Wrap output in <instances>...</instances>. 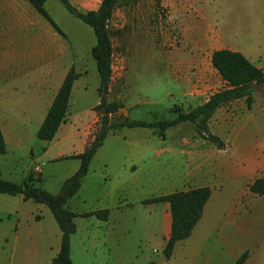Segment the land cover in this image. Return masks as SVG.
<instances>
[{"label":"crops","instance_id":"crops-1","mask_svg":"<svg viewBox=\"0 0 264 264\" xmlns=\"http://www.w3.org/2000/svg\"><path fill=\"white\" fill-rule=\"evenodd\" d=\"M70 1L81 10H94L101 0L92 7L88 4L93 0ZM170 3L175 15L181 19L183 3L179 0ZM230 4L232 13L240 16L237 23L230 27L221 23L219 29H210L217 32L201 34L182 20L181 43L168 46L170 59L174 60L171 73L176 72L181 93L195 102L202 97L203 103L212 92L227 84L212 64L214 50L239 51L264 70V0H230ZM248 5L254 8L253 12L247 10ZM244 7L248 13L244 12ZM153 24L143 0H120L113 8L108 22L112 56L117 47L121 57L112 61L107 96L109 101L119 102L122 107L110 115L111 122L140 120L129 117L128 112L134 104L124 101L126 90L135 84L141 67L137 62L132 64L128 55L140 51L137 48L142 38L140 31L145 27L154 31ZM156 33L151 32L149 36L146 31L145 36L156 39L159 36ZM164 43L166 45V40ZM94 45L71 43L66 34H60L27 0H0V129L6 144V152L2 155L20 154L29 161L25 169L13 175H8L6 167L0 165L4 179L21 183L34 166L40 165L41 180L43 174L58 179L53 190L43 188L56 193L62 181L56 175L57 169L50 166L71 161L67 177L78 169L80 160L69 156L84 151L98 124L94 107L99 103V75L91 54ZM164 50L167 51V47ZM71 68L76 78L64 121L51 140L40 139L37 130ZM255 88L262 92L264 84ZM227 105L246 107L244 98L236 99L219 107L209 119L210 131L226 141L224 149L200 137L195 129L181 130L186 122L170 127L162 134L155 128L142 126H124L108 133L93 155L79 189L66 203V208L76 213L73 219L75 231L70 236L72 264H134L136 238L145 240L148 253L158 257L154 263L150 261L153 264H195L196 256L207 240L213 234L220 237L218 232L222 233L215 220L209 218L213 206L212 189L201 218L191 234L175 244L169 259L163 254L171 226L169 203H144L143 200L177 190L209 186L201 172L204 165L208 166L206 163L213 158H220L219 151L229 149L230 138L241 133L236 131L240 120L236 119L234 110L227 111ZM177 155L184 162V183L165 191L166 174L163 173L152 184L151 169L161 165V160L165 162L168 156L171 159ZM152 187L154 196H151ZM105 209L108 210L106 220L93 214ZM12 217L14 220L8 225ZM136 223L138 233L134 230ZM213 223L212 229L205 228ZM8 232H11L14 244L6 247L4 240L9 236ZM60 243L61 231L45 204L26 199L22 193H0V264H51ZM152 245L156 247L152 248ZM254 246L259 256L256 259L263 260V241L258 239ZM245 251H248L246 258L240 263L238 258L236 264L251 260L253 248L251 251V247H245L242 254Z\"/></svg>","mask_w":264,"mask_h":264},{"label":"rangeland","instance_id":"rangeland-1","mask_svg":"<svg viewBox=\"0 0 264 264\" xmlns=\"http://www.w3.org/2000/svg\"><path fill=\"white\" fill-rule=\"evenodd\" d=\"M143 1L152 22H154L152 26L155 29L150 31L146 30V27L143 28L140 31L142 38L137 46L140 51L137 54L128 55L132 64L137 62V66L141 67L134 79L135 84L127 88L124 101L127 104H134V107L128 112L130 118L148 122L171 119L175 116L171 111L175 105H180L187 111L201 104L202 101V97L195 102L193 98L183 95L180 84L175 78L176 72L171 73L174 68V60L170 59V47L168 46L170 43L176 45L181 43L184 30L180 26V21L189 23L201 34H205L207 31L217 32L210 29H219L221 23L230 27L232 23L239 21L240 16L238 13H232L230 0H179L180 3H183L181 9L182 7L184 9L181 12V19L175 15L173 4L170 3L172 0ZM97 3L98 0H93L88 6H96ZM248 6L247 10L253 12L254 8ZM45 9L71 43L90 47L96 43L92 28L71 15L59 0H48ZM244 10L245 13H248L245 7ZM250 17L253 19L255 16ZM146 31L149 36L151 32H157L156 34L159 36L156 39L153 37L149 39L148 35L145 36ZM165 47H167V51L164 50ZM120 53L121 50L116 47L112 61H117L121 57ZM165 57L166 59H164ZM252 95L253 102L250 108L244 106L243 109L227 105V111L234 110L236 119L240 120L236 131L241 133L230 138L232 140L229 149L219 151L220 158L218 156L209 160L206 163L208 166L204 165L201 170L209 181L213 193L211 197L213 206L209 218L215 220L214 223L220 227L222 233L218 232L220 237L213 234L207 240L196 256L195 264H236V260L241 256L245 247H251V251L253 248L251 260L246 264H264V259H256L259 256L258 250L254 246L258 239L264 243V194H253L247 188L256 176L264 173V94L253 88ZM215 119L217 120V118ZM185 124L187 125H183L181 130L190 132L195 129L191 123ZM168 157L165 162L161 160V165L157 164L155 168L151 169L152 184L158 176L162 177L163 173L166 174L165 191H170L183 184L185 172L184 162L180 155L171 159ZM28 164L29 161L24 155L4 156L0 153V165L6 167L8 175L19 174ZM70 164L71 161H64L51 165L50 168L57 169L56 175L59 176V181L63 182L67 178L65 175L71 167ZM40 181L36 184L42 188L46 187L48 190H53L58 185L56 177L44 176V174ZM154 195L156 194L152 187L151 196ZM13 220L14 217L7 224H11ZM214 223L211 227L205 226V228L212 229ZM137 227L136 223L135 233L140 232ZM10 233L8 232L9 236L4 240L6 247L14 244ZM139 240L140 238L135 239L136 256L133 263L147 264L150 261L154 263L158 257L155 253H148L145 240ZM153 247L156 246L152 245ZM249 253L251 252L249 251Z\"/></svg>","mask_w":264,"mask_h":264},{"label":"trees","instance_id":"trees-1","mask_svg":"<svg viewBox=\"0 0 264 264\" xmlns=\"http://www.w3.org/2000/svg\"><path fill=\"white\" fill-rule=\"evenodd\" d=\"M52 26L62 35L64 32L53 20L45 9L46 0H27ZM66 10L89 25L95 35L96 43L91 50L92 57L96 61L99 75L98 95L99 103L94 107L98 115V124L93 139L89 142L83 152L69 156L80 160L78 169L67 177L60 185L58 192L51 193L38 186L40 175L35 176L30 172L21 183L4 179L0 171V193L18 194L22 193L26 199L36 203L45 204L51 211L61 231V243L58 253L53 257L51 264H72L70 255V236L75 231L74 217L76 213L66 208V203L79 189L82 177L87 173L89 163L103 144L109 132L121 127H150L159 133L179 123H191L197 134L214 144L219 149H224L227 143L219 135L210 131L208 121L214 112L230 101L244 98L247 108L253 102V88L264 84V70L256 67L241 52L227 48L214 50L212 53V64L219 74L226 80L225 87L212 92L206 101L196 107L185 111L182 106L175 105L172 112L175 116L171 119L159 121L123 120L111 122L110 115L117 112L122 104L108 100V90L112 78V42L108 29L114 6L120 0H101L94 10H81L70 0H59ZM76 73L71 68L65 75L55 97L47 110L46 116L37 130V137L46 141L51 140L60 124L64 121L72 83ZM264 94V90H262ZM6 152L4 136L0 129V153ZM248 190L257 195L264 194V175L254 178L248 185ZM211 195V188L207 185L193 187L186 190H177L165 195L151 197L143 200L144 203L155 201H167L170 206L171 226L169 236L163 248L165 258L169 259L173 253L175 244L187 238L198 220L201 218L204 205ZM98 218L106 220L108 210L93 212ZM90 215V214H84ZM245 251L238 259L242 262L246 256ZM147 264H153L149 262Z\"/></svg>","mask_w":264,"mask_h":264},{"label":"built area","instance_id":"built-area-1","mask_svg":"<svg viewBox=\"0 0 264 264\" xmlns=\"http://www.w3.org/2000/svg\"><path fill=\"white\" fill-rule=\"evenodd\" d=\"M40 171H41L40 165H36V166H34L32 172H33L35 175H39V174H40Z\"/></svg>","mask_w":264,"mask_h":264}]
</instances>
